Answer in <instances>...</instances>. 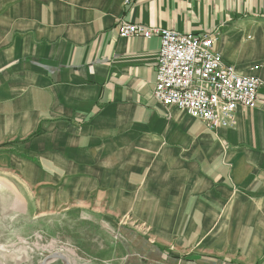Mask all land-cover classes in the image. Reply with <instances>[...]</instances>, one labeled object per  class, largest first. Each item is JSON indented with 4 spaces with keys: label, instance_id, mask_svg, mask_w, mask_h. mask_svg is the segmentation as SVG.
<instances>
[{
    "label": "crops",
    "instance_id": "obj_1",
    "mask_svg": "<svg viewBox=\"0 0 264 264\" xmlns=\"http://www.w3.org/2000/svg\"><path fill=\"white\" fill-rule=\"evenodd\" d=\"M5 8L0 68L27 70L34 83V100H22L37 115L25 128L39 130L23 144L30 155L44 162L58 155L56 163L78 169L77 179L93 180L86 171L120 180V165L101 175L99 164L110 169L120 152L145 159L155 144L190 185L185 204H176L179 187L174 202L158 204L156 215L170 218L158 249L189 255L182 264H264V0H15ZM121 22L215 36L227 62L263 81L257 106L239 108L235 127L212 130L158 103L161 39L121 37ZM102 149L114 157L100 158Z\"/></svg>",
    "mask_w": 264,
    "mask_h": 264
},
{
    "label": "rangeland",
    "instance_id": "obj_2",
    "mask_svg": "<svg viewBox=\"0 0 264 264\" xmlns=\"http://www.w3.org/2000/svg\"><path fill=\"white\" fill-rule=\"evenodd\" d=\"M1 3L2 0L0 43L8 36L9 28L2 20V9L9 5L8 10H12L15 0L2 6ZM251 69L256 71L259 66L253 65ZM29 76L27 70L0 68V264H41L54 253L64 255L71 264L187 261L189 255L172 258L164 252L166 248L158 249L162 227L170 218L157 216L156 208L158 204L167 206L178 187L176 204L187 202L188 172L176 178L177 167L167 162L171 158L169 152L155 144L145 159L135 156L137 152H120L119 161L113 159L110 169L99 164L101 175L106 170L113 175L120 165V180L106 176L96 179L95 174L86 171L84 174L93 176V180L77 179L74 175L81 174L75 173L78 169L56 163L58 155H50L49 162L30 155L23 144L39 130L25 129L37 116L22 102L26 96L34 100V83ZM40 104L47 108V99ZM102 151L97 152L100 158L114 157ZM158 159L164 162H157ZM64 186L68 188L66 191L62 190ZM195 199L192 194L190 202ZM174 219L175 229L180 233L184 218ZM171 241L177 243L178 239L174 237ZM48 264L64 262L56 259Z\"/></svg>",
    "mask_w": 264,
    "mask_h": 264
},
{
    "label": "built area",
    "instance_id": "obj_3",
    "mask_svg": "<svg viewBox=\"0 0 264 264\" xmlns=\"http://www.w3.org/2000/svg\"><path fill=\"white\" fill-rule=\"evenodd\" d=\"M119 35L160 37L153 91L156 101L184 111L209 129L235 127L238 109H253L260 100L263 81L239 73L227 62L213 35L132 22H121Z\"/></svg>",
    "mask_w": 264,
    "mask_h": 264
},
{
    "label": "water",
    "instance_id": "obj_4",
    "mask_svg": "<svg viewBox=\"0 0 264 264\" xmlns=\"http://www.w3.org/2000/svg\"><path fill=\"white\" fill-rule=\"evenodd\" d=\"M56 259H60L64 262V264H71L68 259L62 255V254H59V253H54V254H51L50 256L46 257L41 264H48L50 263L51 261H54Z\"/></svg>",
    "mask_w": 264,
    "mask_h": 264
},
{
    "label": "bare ground",
    "instance_id": "obj_5",
    "mask_svg": "<svg viewBox=\"0 0 264 264\" xmlns=\"http://www.w3.org/2000/svg\"><path fill=\"white\" fill-rule=\"evenodd\" d=\"M1 184H2V183H1ZM1 184H0V185H1ZM1 186H2V185H1ZM4 186H5V184H4ZM23 248H24V247H23ZM27 252H28V251H27ZM5 261H6V259H5ZM69 261H70V260H69Z\"/></svg>",
    "mask_w": 264,
    "mask_h": 264
}]
</instances>
